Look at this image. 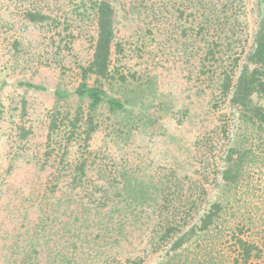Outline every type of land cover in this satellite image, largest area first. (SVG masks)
Returning a JSON list of instances; mask_svg holds the SVG:
<instances>
[{
  "label": "rangeland",
  "instance_id": "374dc122",
  "mask_svg": "<svg viewBox=\"0 0 264 264\" xmlns=\"http://www.w3.org/2000/svg\"><path fill=\"white\" fill-rule=\"evenodd\" d=\"M111 1L120 47L112 57L114 79L105 83V89L108 96L125 103L126 111L115 116L102 105L90 147L85 150L78 141L71 142L64 169L61 134L49 139L50 115L54 107L73 113L82 106L87 112L88 100L79 99L74 91L77 65L92 57L96 37L93 3L0 0V264L13 261L11 253L16 251H8V247L24 231V218L39 222L46 227V235H53L40 239L38 249L45 260L51 252L54 257L59 251H70L74 263L66 258L64 264H90L89 251H105L98 259L110 256L111 264L126 263L128 258L162 264L170 245L159 248L154 244L155 215L142 225L132 215L110 212L113 221L127 220V236L121 242L102 238L98 231L83 227V220L69 217L71 207L58 198L67 186L73 188L66 168L75 167L83 157L89 158V174L95 181L100 179L101 163L110 161L145 180L169 178L189 186L187 195L193 194L194 185L199 191L203 185L211 190L217 187L214 180L222 148L212 153L213 158L206 142L224 116L236 117L234 109L219 97L221 71L233 53L215 47L214 51L223 52L216 53V61L210 60L207 66L206 56L218 39L217 18L228 15L233 24L237 21L235 11L223 6L229 0ZM231 1L242 7L238 22L247 32L244 37L250 49L260 15L258 0ZM29 10L49 19L32 23L26 17ZM23 82L44 89L27 88ZM59 87L66 91L60 104ZM124 118L130 122L120 125ZM21 127L31 129L32 134L22 138ZM233 127L237 129L238 123ZM250 180L236 197V217L247 220L243 222L247 223L246 237L264 245V168H254ZM45 194L48 201L61 202L64 215L54 216L51 211L49 215V209L41 208ZM109 207L115 205H108L104 213ZM40 230V226L36 228L37 234Z\"/></svg>",
  "mask_w": 264,
  "mask_h": 264
},
{
  "label": "trees",
  "instance_id": "16d2710c",
  "mask_svg": "<svg viewBox=\"0 0 264 264\" xmlns=\"http://www.w3.org/2000/svg\"><path fill=\"white\" fill-rule=\"evenodd\" d=\"M91 1L96 37L91 59L77 65L78 84L74 91L79 99L88 100L87 112L82 106H78L73 113L54 107L50 115L49 139L55 133L61 134L60 163L64 169L68 166L64 164L71 142L78 141L85 150L90 147L97 131V113L102 105H106L115 116L126 111L125 103L108 96L105 89V83L114 79L112 57L114 49L120 47L117 42L116 11L111 0ZM223 6L235 11L237 21L233 24L228 15L217 18L218 39L207 53L206 66L210 60L216 61V53L223 52V49L214 51L215 47L233 53L221 71L219 97L221 103H228L234 109L236 117L232 120L231 116H224L214 135L216 139L211 136L206 142L211 154L222 148V162L214 180L217 187L211 190L203 185L199 186V191L194 185L193 194L187 195L189 186L183 187L169 178L145 180L136 172L111 165L110 161L101 163V176L99 181H95L89 174V158L83 157L75 167L66 168L73 188L67 186L58 198L61 201L64 199L71 207L69 211L72 215L69 217L83 220V224L85 222L83 227L98 231L102 238L120 239V242L127 236V220L113 221L110 212L132 215L142 225L144 219L155 215L154 244L159 248L170 245L162 264H264V245L252 237H246L244 226L247 223L244 225L243 222L247 220H238L235 212L236 197L251 184L253 169L264 168V0H258L260 15L250 49H247L248 39L244 37L247 32L241 29L242 23L238 22L241 5L229 0ZM26 17L32 23H43L49 19L46 14L33 10L27 11ZM120 79L125 80L123 76ZM21 84L27 88L44 89L32 82ZM56 95L60 104L66 97V91L59 87ZM26 103L23 100L24 108ZM129 122L124 118L120 125ZM236 122L238 127L234 129ZM20 129L22 138L32 134L31 129ZM205 181H209V178ZM79 193L80 197L77 196ZM212 193L214 198L211 197ZM49 198L45 194V203ZM45 203L41 208L49 209V215V211L54 216L64 215L61 202ZM110 204L115 207H109L104 213L103 210ZM141 215L145 218L140 219ZM91 218L97 221L93 223ZM24 219V231H20L14 243L8 247V251H16L11 253L14 259L10 264H64L66 258L72 260L70 251H59L54 257H51V252L45 260L43 252L38 249L40 239L48 240L53 235H46V227L42 228L39 222ZM39 226L41 230L37 234L36 228ZM71 252L74 254V251ZM94 252L96 256L92 255ZM103 253L105 251H89L90 264H111L107 260L110 256L104 260L98 259ZM126 261L121 264L145 263L144 258H128Z\"/></svg>",
  "mask_w": 264,
  "mask_h": 264
}]
</instances>
